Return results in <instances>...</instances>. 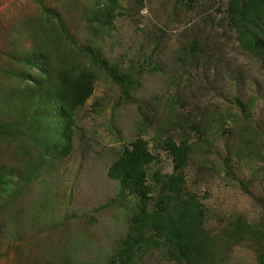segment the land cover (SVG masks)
Instances as JSON below:
<instances>
[{
  "label": "rangeland",
  "instance_id": "374dc122",
  "mask_svg": "<svg viewBox=\"0 0 264 264\" xmlns=\"http://www.w3.org/2000/svg\"><path fill=\"white\" fill-rule=\"evenodd\" d=\"M39 1L0 0V86L14 80L6 74L16 69L11 43H28L20 31L25 19L41 13ZM119 1L122 13L103 52L132 74V84L122 87L96 71L93 94L75 115L73 151L58 163L56 188L41 198L40 184L33 187L36 202L24 222L35 224L21 231L14 225V237L0 224V264L55 263L53 256L65 257L66 250L74 264L106 261L137 208L107 171L139 137L158 158L148 168L152 185L155 171L172 172L164 141L191 144L186 188L206 209L205 231L217 258L222 264H264L252 240L228 235L240 221L253 229L264 225V61L241 48L223 22L230 0ZM44 2L62 10L79 44L88 43L85 0ZM14 148L0 137V161L15 160ZM142 264L168 263L156 253Z\"/></svg>",
  "mask_w": 264,
  "mask_h": 264
},
{
  "label": "trees",
  "instance_id": "16d2710c",
  "mask_svg": "<svg viewBox=\"0 0 264 264\" xmlns=\"http://www.w3.org/2000/svg\"><path fill=\"white\" fill-rule=\"evenodd\" d=\"M85 3V45L68 31L62 10L46 6L44 0L38 2L41 13L25 19L20 31L28 43H11L14 53L9 56L16 69L6 74L15 83L0 86V137L14 144L15 160L0 161V224H7L13 237L19 233L14 225L21 231L35 224L24 222L31 217L27 209L36 202L34 185L40 184L41 198H47L50 186L56 188L58 163L73 151L75 115L93 94L96 71L122 87L132 84V74L123 72L103 52L105 40L122 13L120 1ZM222 18L236 34L240 47L264 61V0H230ZM141 55L145 56L144 52ZM163 147L171 155L173 168L171 173L155 171V185L148 183V168L158 158L143 138L130 142L110 163L108 177L118 184L121 196L137 201V208L123 241L106 261L96 264H142L156 253L168 264H222L212 246L214 240L205 231L206 209L186 188L191 144L186 139L177 143L168 138ZM48 208L54 207L51 204L46 211ZM41 225L39 230L47 223ZM228 235L239 242L252 240L264 260V225L253 229L240 221ZM64 256H53L55 263L46 258L41 264H74L68 250Z\"/></svg>",
  "mask_w": 264,
  "mask_h": 264
}]
</instances>
